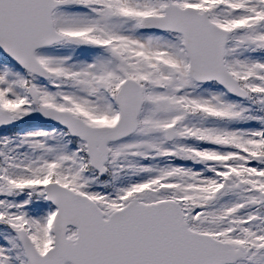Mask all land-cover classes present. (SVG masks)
<instances>
[{
    "label": "snow or ice",
    "instance_id": "snow-or-ice-1",
    "mask_svg": "<svg viewBox=\"0 0 264 264\" xmlns=\"http://www.w3.org/2000/svg\"><path fill=\"white\" fill-rule=\"evenodd\" d=\"M0 264H264V0H0Z\"/></svg>",
    "mask_w": 264,
    "mask_h": 264
}]
</instances>
